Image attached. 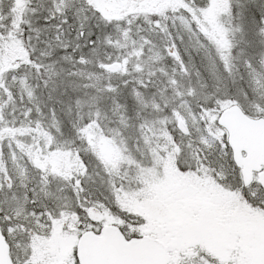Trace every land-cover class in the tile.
<instances>
[{"label": "snow or ice", "instance_id": "obj_1", "mask_svg": "<svg viewBox=\"0 0 264 264\" xmlns=\"http://www.w3.org/2000/svg\"><path fill=\"white\" fill-rule=\"evenodd\" d=\"M0 264H264V0H0Z\"/></svg>", "mask_w": 264, "mask_h": 264}]
</instances>
